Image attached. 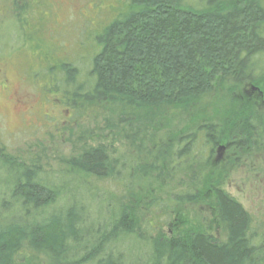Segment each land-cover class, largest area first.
<instances>
[{"label":"rangeland","instance_id":"rangeland-1","mask_svg":"<svg viewBox=\"0 0 264 264\" xmlns=\"http://www.w3.org/2000/svg\"><path fill=\"white\" fill-rule=\"evenodd\" d=\"M182 2L195 7L204 4V0ZM129 3L0 0V222L22 216L20 201L11 194L22 172L16 166L19 163L34 169V180L57 193L54 201L33 210L32 217L71 203L83 209L88 235L77 248L78 255L67 258L70 264H76L85 247L108 231L121 207L129 209L135 230L118 234L105 247L117 254L121 264H148L154 237L199 230L222 240L212 185L224 188L251 215V230L262 241L264 137L253 146L239 147L236 141L241 133L233 135L232 128L246 117L264 126V53L253 59L252 81L243 82L232 93L216 87L204 104L188 112L156 114L148 122L141 112L122 114L116 106L105 109L82 103V94L92 84L89 72L98 51L96 37L128 12ZM62 64L74 69L73 81L64 79ZM75 89L82 96L73 98ZM206 122L221 128L220 138L212 133L217 144L233 143L230 148L218 156L217 144L206 142L199 131L189 154L177 155L183 145L180 137ZM98 144L122 163L112 177L85 174L71 165L73 157ZM180 192H196L199 198L173 201L171 195ZM15 262L61 264L45 253L26 249Z\"/></svg>","mask_w":264,"mask_h":264},{"label":"trees","instance_id":"trees-1","mask_svg":"<svg viewBox=\"0 0 264 264\" xmlns=\"http://www.w3.org/2000/svg\"><path fill=\"white\" fill-rule=\"evenodd\" d=\"M96 44L98 51L89 72L92 84L82 94V103L100 104L105 109L116 106L122 114L141 112L150 122L156 114L160 117L198 108L216 87L232 93L254 79L253 59L264 53V0H204L200 7L182 0H130L128 12L107 25L96 37ZM61 68L67 83L73 81L74 69L67 64ZM77 91L73 98L82 96ZM234 124L233 135L264 137V126L253 128L252 120ZM199 131L211 144L218 141L215 135H221L218 125L198 124L180 137L183 145L177 155L189 154ZM71 165L96 177H112L118 166L122 167L103 144L85 149L71 159ZM16 166L22 172L11 194L20 201L22 216L0 222V264H16L23 249L45 253L61 264L72 263L67 258L73 260L78 255L88 235L83 209L71 203L32 217L33 210L54 201L57 193L34 180V169ZM210 191L224 238L217 240L199 230L150 238L148 264H264V239L259 241L252 232L251 215L224 188L212 185ZM198 198L196 192L171 195L177 203ZM113 216L108 231L85 247L76 264H121L117 254L108 253L105 247L118 234L133 233L136 222L126 208H119Z\"/></svg>","mask_w":264,"mask_h":264},{"label":"flooded vegetation","instance_id":"flooded-vegetation-1","mask_svg":"<svg viewBox=\"0 0 264 264\" xmlns=\"http://www.w3.org/2000/svg\"><path fill=\"white\" fill-rule=\"evenodd\" d=\"M244 120L247 121V120H250V119H248V117H246V118H243L241 121H244ZM254 123L255 124L252 125V127L258 129L260 127L258 125L259 123H256V122H254ZM218 141H217V143H218ZM217 143H213V145H216ZM254 143H259V137H254V138L249 139L247 137H243L242 133H241V138L237 139V141H236V144L239 145V147H247V146H250V145L253 146ZM231 144H233V143L227 142L225 144H222V143L221 144H217V146H216V152L218 153V156L222 155V153L225 150L229 149L230 146H231ZM220 146H222L223 148L219 149Z\"/></svg>","mask_w":264,"mask_h":264},{"label":"water","instance_id":"water-1","mask_svg":"<svg viewBox=\"0 0 264 264\" xmlns=\"http://www.w3.org/2000/svg\"><path fill=\"white\" fill-rule=\"evenodd\" d=\"M223 148L222 146L219 147V149Z\"/></svg>","mask_w":264,"mask_h":264}]
</instances>
